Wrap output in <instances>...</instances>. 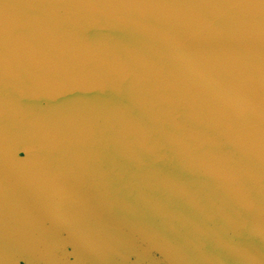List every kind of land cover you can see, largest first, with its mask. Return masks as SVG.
Segmentation results:
<instances>
[{
  "label": "water",
  "instance_id": "water-1",
  "mask_svg": "<svg viewBox=\"0 0 264 264\" xmlns=\"http://www.w3.org/2000/svg\"><path fill=\"white\" fill-rule=\"evenodd\" d=\"M0 264H264V0H0Z\"/></svg>",
  "mask_w": 264,
  "mask_h": 264
}]
</instances>
